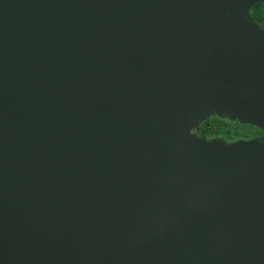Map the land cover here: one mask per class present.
Masks as SVG:
<instances>
[{"label": "water", "instance_id": "obj_1", "mask_svg": "<svg viewBox=\"0 0 264 264\" xmlns=\"http://www.w3.org/2000/svg\"><path fill=\"white\" fill-rule=\"evenodd\" d=\"M264 0H0V264H264Z\"/></svg>", "mask_w": 264, "mask_h": 264}, {"label": "trees", "instance_id": "obj_2", "mask_svg": "<svg viewBox=\"0 0 264 264\" xmlns=\"http://www.w3.org/2000/svg\"><path fill=\"white\" fill-rule=\"evenodd\" d=\"M245 17L259 30L264 31V2L249 5ZM191 132L209 143L217 142L225 146L256 144L264 149V128L241 123L236 118L224 117L217 113L209 115Z\"/></svg>", "mask_w": 264, "mask_h": 264}, {"label": "rangeland", "instance_id": "obj_3", "mask_svg": "<svg viewBox=\"0 0 264 264\" xmlns=\"http://www.w3.org/2000/svg\"><path fill=\"white\" fill-rule=\"evenodd\" d=\"M249 6H244L243 8V10L241 11V12H243L244 11V15H245V13H246V10H247V8H248Z\"/></svg>", "mask_w": 264, "mask_h": 264}]
</instances>
